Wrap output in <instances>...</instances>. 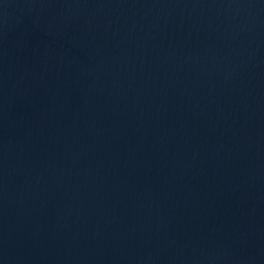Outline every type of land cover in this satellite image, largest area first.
Here are the masks:
<instances>
[{
    "label": "water",
    "instance_id": "water-1",
    "mask_svg": "<svg viewBox=\"0 0 264 264\" xmlns=\"http://www.w3.org/2000/svg\"><path fill=\"white\" fill-rule=\"evenodd\" d=\"M0 264H264V0H0Z\"/></svg>",
    "mask_w": 264,
    "mask_h": 264
}]
</instances>
